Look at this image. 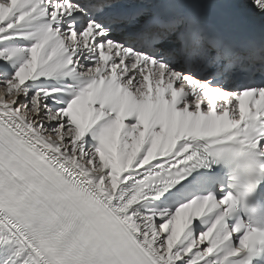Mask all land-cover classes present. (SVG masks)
<instances>
[{
    "label": "snow or ice",
    "instance_id": "1",
    "mask_svg": "<svg viewBox=\"0 0 264 264\" xmlns=\"http://www.w3.org/2000/svg\"><path fill=\"white\" fill-rule=\"evenodd\" d=\"M234 28L187 0H0V264H264V78Z\"/></svg>",
    "mask_w": 264,
    "mask_h": 264
}]
</instances>
